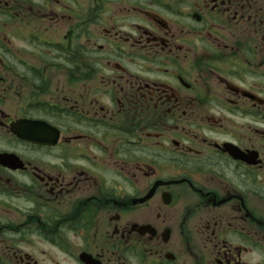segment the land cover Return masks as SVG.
<instances>
[{"label": "flooded vegetation", "instance_id": "af4514ba", "mask_svg": "<svg viewBox=\"0 0 264 264\" xmlns=\"http://www.w3.org/2000/svg\"><path fill=\"white\" fill-rule=\"evenodd\" d=\"M0 264H264V0H0Z\"/></svg>", "mask_w": 264, "mask_h": 264}]
</instances>
